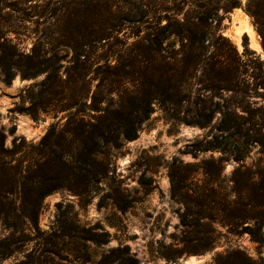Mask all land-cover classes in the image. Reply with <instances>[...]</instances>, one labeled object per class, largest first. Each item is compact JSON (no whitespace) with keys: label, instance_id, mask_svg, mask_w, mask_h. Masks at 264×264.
<instances>
[{"label":"trees","instance_id":"1","mask_svg":"<svg viewBox=\"0 0 264 264\" xmlns=\"http://www.w3.org/2000/svg\"><path fill=\"white\" fill-rule=\"evenodd\" d=\"M171 2L169 5H165V0L149 2L154 7L153 19L156 20L153 27H148L152 31L129 44L115 63L109 56L98 59L86 51L95 41L91 39L93 31L87 35L90 39L85 44L76 40L65 44L74 55L63 76L57 67L39 60L35 50L32 54H23L3 46L0 66L7 82L13 79L11 68L23 78L36 77L46 66L52 68L41 83V102L33 114L53 109L56 112L69 110V115L63 128L52 124L38 143L21 137L7 148V136L0 132V221L10 231L9 236L0 240V258L10 257L22 243L28 242L27 229L30 225L37 226L48 195L62 188L85 194L99 182L106 168L103 157L111 149H118L123 141L138 138L142 125L155 111L154 105L171 119L201 127H209L220 113L218 130L221 133L197 150H221L232 154L240 163L233 174L235 199L228 217L232 227L242 226V233L264 244V166L254 169L245 163L255 143L264 154V140L250 139L246 133H227L231 131L226 120L228 112L232 107L238 108L240 102H215L219 91L237 95L246 94L251 86L264 87V76L260 72L255 73L252 83V77L246 78L241 71L245 65L262 71L264 64L256 62L258 58L254 65L247 64L235 47L230 44L227 49L220 43V40L228 41L220 32L225 15L241 7L242 0ZM115 4V0L106 1V29L100 30L99 40L110 39L121 19V12L117 14L114 10ZM245 9L255 19L264 46V0H249ZM94 17L95 12L92 20ZM233 51L236 54H232ZM181 168V163L173 162L170 177L173 196L185 206L180 216L181 224L188 229L184 253L205 252L215 243V231L211 224H203L204 219L211 220L213 216L204 214V207L211 209L214 203L218 205L221 201L214 199L213 188L203 191L192 188L187 182L189 172ZM207 172L211 173L208 169ZM246 223L253 225L244 226ZM118 253V264H138L128 248ZM16 264H50V261L44 259L42 253H29ZM215 264H264V260H253L237 249L225 256L219 255Z\"/></svg>","mask_w":264,"mask_h":264},{"label":"rangeland","instance_id":"2","mask_svg":"<svg viewBox=\"0 0 264 264\" xmlns=\"http://www.w3.org/2000/svg\"><path fill=\"white\" fill-rule=\"evenodd\" d=\"M106 1L0 0V56L3 46L23 54H32L35 50L39 60L54 65L63 76L74 55L65 44L75 40L85 44L90 39L87 35L93 31L91 39L95 41L86 51L98 59L109 56L115 63L129 44L152 31L148 27L156 20L154 7L149 4L152 0H115L114 10L117 14L121 12V19L110 39L99 40L100 30L106 29ZM248 2L242 0L241 7L225 15L220 32L228 41L220 40V43L227 49L230 44L235 47L247 64L254 65L256 58L259 59L256 62L264 64L262 35L255 19L245 9ZM171 3L165 0V5ZM246 18L259 37L260 52L251 47L248 34L242 36L241 45L232 37ZM175 45L178 47L179 43ZM261 68L262 71H254L245 65L241 71L246 78L252 77L254 83L255 73L264 76V66ZM43 69L34 78H23L11 68L13 79L7 82L0 66V132L7 136V148L21 137L38 143L52 124L63 128L67 123L69 110L46 109L33 114L41 102V83L52 68ZM226 100L240 102L238 108L232 107L228 112L226 120L231 131L227 133H246L250 139L264 140V87L251 86L246 94L237 95L219 91L215 102L225 104ZM154 106L155 111L142 125L138 138L123 141L118 149H111L103 157L105 172L88 192L79 195L62 188L44 199L37 226L30 225L27 229L28 242L22 243L10 257L0 258V264H16L29 253H42L50 264H118V250L125 248L138 264H215L219 255L225 256L237 249L253 260H264V244L242 233V226L232 227L228 217L235 199L233 174L240 163L232 154L221 150H197L221 133L218 130L220 113L209 127H201L171 119L158 105ZM260 149L257 143L251 145L245 159L254 169L264 166ZM175 161L181 163V170L189 172L187 182L192 188L199 191L213 188L214 199L221 201L211 209L204 207V214L213 216L211 220L204 219L203 224H211L215 231V243L205 252L184 253L188 229L181 224L180 216L185 206L173 196L170 177V167ZM248 224L253 225L244 226ZM9 234L0 221V240ZM52 250L57 253H51ZM199 256L203 259L190 263V258Z\"/></svg>","mask_w":264,"mask_h":264},{"label":"bare ground","instance_id":"3","mask_svg":"<svg viewBox=\"0 0 264 264\" xmlns=\"http://www.w3.org/2000/svg\"><path fill=\"white\" fill-rule=\"evenodd\" d=\"M244 34H248V36L250 38L251 47L253 49H255L256 51L260 52L262 50V48H261V44L259 41V37L257 36L256 31L254 30V28H253L252 24L250 23V21L248 20V18L245 19V21L243 22L241 27L239 26L236 29V31H235V33H233L232 37L237 44H240L241 38ZM190 261H191L190 263H196V261H198V260L195 258H190Z\"/></svg>","mask_w":264,"mask_h":264},{"label":"water","instance_id":"4","mask_svg":"<svg viewBox=\"0 0 264 264\" xmlns=\"http://www.w3.org/2000/svg\"><path fill=\"white\" fill-rule=\"evenodd\" d=\"M202 259H203V258H202V257H200V256L197 258V260H198V261H199V260H202Z\"/></svg>","mask_w":264,"mask_h":264}]
</instances>
